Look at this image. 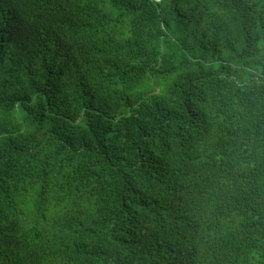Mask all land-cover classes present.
Listing matches in <instances>:
<instances>
[{"label": "trees", "instance_id": "1", "mask_svg": "<svg viewBox=\"0 0 264 264\" xmlns=\"http://www.w3.org/2000/svg\"><path fill=\"white\" fill-rule=\"evenodd\" d=\"M0 264H264V0H0Z\"/></svg>", "mask_w": 264, "mask_h": 264}]
</instances>
